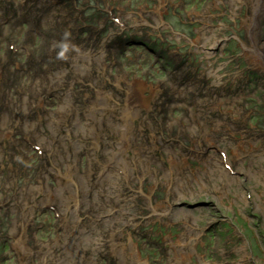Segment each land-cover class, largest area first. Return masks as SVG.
<instances>
[{
	"label": "rangeland",
	"instance_id": "rangeland-1",
	"mask_svg": "<svg viewBox=\"0 0 264 264\" xmlns=\"http://www.w3.org/2000/svg\"><path fill=\"white\" fill-rule=\"evenodd\" d=\"M254 1L0 0V264H264Z\"/></svg>",
	"mask_w": 264,
	"mask_h": 264
},
{
	"label": "bare ground",
	"instance_id": "bare-ground-1",
	"mask_svg": "<svg viewBox=\"0 0 264 264\" xmlns=\"http://www.w3.org/2000/svg\"><path fill=\"white\" fill-rule=\"evenodd\" d=\"M233 5L235 6H239V4L243 1V0H233ZM262 2H264V0H255L254 1V5L252 7L253 9V13H251V15H249V9L243 8V10L245 12H247V16L243 17V21L246 23L247 29L249 30V35L250 38L252 40V47L254 48H259L260 46L256 43V36L258 35V23H259V17L261 15V10H262ZM237 8V7H236ZM236 8L234 9L236 11ZM239 8H241V4L239 6ZM264 46V44H263ZM101 94V93H100ZM135 94V97H137V90L136 87L134 85H130V90L127 92V96L129 99H131V96ZM122 160V159H121ZM124 167L128 168V164L127 162H123ZM158 205H160L161 203H157ZM153 209L155 210V208L153 207ZM64 214V213H63ZM15 233V232H14ZM16 238V242L15 244L17 245V247L21 250H25V246L23 243V238H21L20 236H16L14 235Z\"/></svg>",
	"mask_w": 264,
	"mask_h": 264
}]
</instances>
